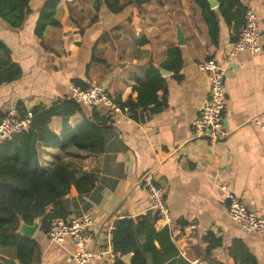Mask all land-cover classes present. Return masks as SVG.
Listing matches in <instances>:
<instances>
[{
    "label": "crops",
    "instance_id": "obj_1",
    "mask_svg": "<svg viewBox=\"0 0 264 264\" xmlns=\"http://www.w3.org/2000/svg\"><path fill=\"white\" fill-rule=\"evenodd\" d=\"M157 1V14H140L136 10V44L125 48L115 35L108 37V31L118 26V14L109 13L104 18L100 14L96 24L105 19L108 22L100 25L101 32L95 36H90L89 28L81 30L77 24L63 27L59 19V27L36 34L34 27L43 2L39 0L30 2L32 12L19 29H10L0 19V39L22 69L19 80L0 86V111L5 114L16 103L26 110L38 103L50 105L69 96L72 78H79L86 85L98 81L106 86L114 101H135L132 87L151 63L167 84L168 105L162 111L148 116L136 108L129 116L112 117L105 107L86 108V116L109 115L103 125L104 148L99 153L37 145L44 167L49 169L61 157L77 177L95 176L87 192L79 194L71 185L64 197L67 217H80L84 212L93 217L87 246L100 253L93 264H114L117 254L112 250L111 231L116 219L154 213L149 195L139 183L140 175L149 168L157 170L169 210L168 223L154 213L155 227L172 229L174 243L188 264H206L202 237L208 231L221 237L222 245L213 250V257L220 262L234 264L228 247L237 238L254 255L256 264H264V234L249 233L229 218L220 188L225 186L249 208L264 215V132L259 126L264 121V0H240L259 17L262 49L255 55L232 52L233 29L222 18L218 23V43L213 45L200 15L197 24L191 23L186 9H182L185 15L180 11L179 16L169 10L180 4L177 0ZM177 25L183 44L177 43ZM172 45L181 49L179 80L172 77L171 71L164 74L165 69L160 67ZM206 58H213L226 70L227 106L223 120L228 135L217 142L196 138L190 127L208 94L207 76L197 67ZM79 121L76 117L71 124ZM51 126L59 131L60 120L54 118ZM31 237L38 242L40 251L39 260L32 264H77L71 242L50 243L45 231L38 228ZM132 254L121 257L123 264H131ZM2 258L18 264L12 246L0 244V264H5Z\"/></svg>",
    "mask_w": 264,
    "mask_h": 264
},
{
    "label": "trees",
    "instance_id": "obj_2",
    "mask_svg": "<svg viewBox=\"0 0 264 264\" xmlns=\"http://www.w3.org/2000/svg\"><path fill=\"white\" fill-rule=\"evenodd\" d=\"M31 1L0 0V19L10 29H19L26 15L32 12ZM188 1L198 9L211 44L218 43L219 18L233 29L230 35L233 43L247 8L240 0H216V8H211L208 0ZM59 2L61 0H43L34 27L36 34H41L47 27L60 26L56 16ZM147 2L149 0H132L128 4L139 6ZM102 3L112 14L120 13L124 7L119 0H93L96 12ZM96 20L97 15H94L92 21ZM10 54V48L0 39V86L15 82L22 76L20 65L12 60ZM160 67L171 71L174 79H180L182 55L179 46L172 45L167 49L166 59L160 63ZM71 83L81 88L87 86L79 78H72ZM132 89L136 92L135 101L115 102L128 106L130 111L141 108L148 116L162 111L168 105L166 80L151 63L146 66L143 76ZM15 105L21 116L30 113L31 117L27 129L0 142V244L14 248L18 264H32L39 260V244L34 238L17 232L20 222L33 224L38 219V230L46 231L53 218L68 216L64 197L70 186L73 185L79 194H83L95 180L92 174L77 177L66 167L61 157L49 169L44 167L39 161L37 145L57 147L61 151L76 147L90 153H99L104 148L103 125L109 115L86 116L84 110L89 107L68 96L58 98L50 105L38 103L29 110L19 103ZM3 116L0 111V119ZM76 117L80 121L71 124V120ZM54 118L60 120L59 131L51 126ZM156 220L154 213H147L114 221L111 231L112 250L117 254L114 264H123L121 257L130 252H133L131 264H188L174 243L172 229L169 226L156 229ZM202 240L206 243L202 252L206 264H224L213 257V250L222 245L221 237L208 231ZM228 254L234 264H256L254 255L240 239L231 241Z\"/></svg>",
    "mask_w": 264,
    "mask_h": 264
},
{
    "label": "built area",
    "instance_id": "obj_3",
    "mask_svg": "<svg viewBox=\"0 0 264 264\" xmlns=\"http://www.w3.org/2000/svg\"><path fill=\"white\" fill-rule=\"evenodd\" d=\"M243 24L238 29L232 43V52L243 51L251 55L261 51V29L257 12L247 7ZM200 71L208 79V94L198 113L191 119L190 127L196 138H204L217 142L228 135L224 126L223 114L227 106V91L225 86L226 70L213 58H206L197 63ZM69 98H73L89 108L105 107L112 117L116 115L129 116L128 106L116 103L106 86L90 83L81 88L70 85ZM31 114L21 116L16 105H11L0 119V142L28 128ZM264 132V121L259 123ZM139 183L146 189L151 200L152 211L165 222H169V210L165 203V189L159 184L157 170L149 168L142 172ZM224 192L226 209L229 218L241 229L256 234H264V215L249 208L233 191L220 187ZM93 224L91 213L84 212L80 217L53 218L45 231L50 243L64 244L71 242L74 251L72 257L77 264H93L100 253L88 249V230ZM190 225V228H194ZM198 262V260H194Z\"/></svg>",
    "mask_w": 264,
    "mask_h": 264
},
{
    "label": "rangeland",
    "instance_id": "obj_4",
    "mask_svg": "<svg viewBox=\"0 0 264 264\" xmlns=\"http://www.w3.org/2000/svg\"><path fill=\"white\" fill-rule=\"evenodd\" d=\"M42 1L43 0H39L40 3ZM129 1L132 0H119L120 3L124 4V7L120 11V13H118V17H119L117 20L118 26L116 28L112 27L113 29L109 31L107 30L108 37H114L115 35L117 37L116 40L124 48L132 44H136V10H138V13L140 14H142L143 12L146 13L150 12L153 14L158 13L155 10V7H158L157 4L159 3L157 0H152V3L150 4L147 2L139 6L136 5L135 3L128 4ZM177 1L180 4L172 6L169 10L175 11L176 15L179 16L178 14H180V11L182 12V9L184 10L186 9L188 11V15H191L190 22L197 24L196 20L199 17L198 9L195 6H193L190 2L187 3L185 0H177ZM57 7L58 10L56 16L62 23L63 27H75L77 24L79 29L84 27V30H87L89 28L88 31L90 33V36L92 34H94V36L95 34L98 35L101 32L100 25L103 24L102 26H104V24L108 22L105 19V21H102V23L98 22L96 24L95 21L94 22L92 21V17L94 15H97V20H98L100 14L101 17L104 18V15H109L110 13L106 9L103 3L101 4L99 10L96 12L93 8V0H61V2H59ZM182 13L184 14L185 12ZM160 18L161 17H159V19ZM174 20L175 19H173L172 23H174ZM88 24H90L89 27ZM178 28L180 29L179 26ZM103 35L105 37L106 32ZM101 36L102 35H100V37ZM122 37L124 38V40L121 39ZM96 82L98 83V81Z\"/></svg>",
    "mask_w": 264,
    "mask_h": 264
},
{
    "label": "water",
    "instance_id": "obj_5",
    "mask_svg": "<svg viewBox=\"0 0 264 264\" xmlns=\"http://www.w3.org/2000/svg\"><path fill=\"white\" fill-rule=\"evenodd\" d=\"M209 2V5L211 8H215L217 7V2L216 0H208ZM176 39H177V43L178 44H183L184 43V38H183V35L180 31L179 28H177V32H176ZM164 74H169V71H166L164 70L163 72ZM38 219H36L33 224H26L24 222H20V225H19V228L17 230V232L19 234H22V235H25L27 237H31L34 232L37 230L38 228ZM2 261L5 263V264H14V261H12L11 259H6V258H2Z\"/></svg>",
    "mask_w": 264,
    "mask_h": 264
}]
</instances>
